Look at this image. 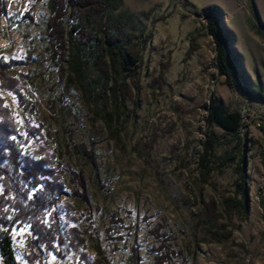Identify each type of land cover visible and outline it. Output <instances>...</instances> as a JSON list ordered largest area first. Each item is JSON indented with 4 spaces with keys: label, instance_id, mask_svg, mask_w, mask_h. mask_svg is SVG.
Listing matches in <instances>:
<instances>
[{
    "label": "rangeland",
    "instance_id": "374dc122",
    "mask_svg": "<svg viewBox=\"0 0 264 264\" xmlns=\"http://www.w3.org/2000/svg\"><path fill=\"white\" fill-rule=\"evenodd\" d=\"M211 6L220 10L219 27L230 33V78L216 67L217 46L205 11ZM0 11V58L24 62L9 75L35 104L32 125L41 129V136L24 144V154L53 160L52 169L61 164L66 194L47 220L54 213L64 230L78 226L86 233L84 251L98 259L100 250L110 264H130L133 248L139 264H264V0H123L114 15H124L129 29L149 41L125 117L134 99L140 107L120 135L118 125L105 118L92 63L75 74L47 49L48 1L0 0ZM67 25L71 29V21ZM192 37L198 48L189 54ZM0 96L25 127L17 97ZM212 98L246 118L241 146L231 133L208 125ZM212 133L216 170L205 182L199 153ZM73 142L87 145L92 159L74 151ZM242 155L246 201L236 169ZM72 172L85 177L86 203L74 195ZM212 201L218 202L217 224L205 214L204 205ZM12 234L19 264H83L67 245H57L62 257L45 247L29 248L26 226Z\"/></svg>",
    "mask_w": 264,
    "mask_h": 264
},
{
    "label": "trees",
    "instance_id": "16d2710c",
    "mask_svg": "<svg viewBox=\"0 0 264 264\" xmlns=\"http://www.w3.org/2000/svg\"><path fill=\"white\" fill-rule=\"evenodd\" d=\"M47 1L50 11L46 24L47 49L53 59L59 60L75 74L85 73L92 63L98 77L96 82L102 86L99 97L104 100V108L107 111L105 118L110 124L118 125L115 135H120L128 120L140 107L134 99L135 108L125 117L126 102L135 97V91L139 88L143 52L149 41L148 37L144 38L143 32H132L124 15H114L122 7L123 0ZM205 11L208 16V33L215 38L217 46V70L221 76L230 78L235 71L234 55L227 46L230 33L219 27L217 19L220 10L217 7H207ZM69 21L71 29L67 25ZM195 42V37H192L189 54L197 50ZM23 64V61H5L0 58V93L10 92L16 96L25 113V127H22L0 96V186H3V191L0 192V253L4 263L19 264L12 233L15 227L26 226L32 234L28 242L32 250L45 247L62 257L57 251V245H67L70 251L80 255L83 264H110L100 250L98 259H92L89 253L84 251L86 233L78 226L64 230L60 217L54 213L53 217L47 220V215L54 212L56 204L66 191L61 184L60 163L56 162L57 168L52 169L50 166L54 164L53 160H34L24 154V144L41 136V129L32 125V117L37 113L35 104L23 94L19 81L9 75L13 67ZM62 72L64 75V67ZM163 75L164 71L161 72V79ZM127 79L132 80L130 84ZM72 81L70 78L69 82ZM209 102L208 125L231 133V140L238 141L241 146L242 132L247 127L244 115L238 111L231 113L214 98ZM213 136L214 133L203 142L202 151L199 153L200 168L207 175L203 180L205 182L208 175L216 170L214 164L217 160V143ZM67 146L72 149L70 144ZM73 149L92 159V152L88 150L87 145L74 143ZM237 155L238 152L232 153L230 159L235 161L239 157ZM245 168L246 160L242 155L236 169L244 201L248 192ZM70 183L75 188L74 195L82 202H88L84 175L72 172ZM204 206L208 221L217 224L220 216L216 208L218 202L212 201ZM244 207L246 208L245 204ZM113 222L116 225L120 223L117 219ZM137 257V249L133 248L130 264H139ZM164 258L159 259L162 262Z\"/></svg>",
    "mask_w": 264,
    "mask_h": 264
},
{
    "label": "built area",
    "instance_id": "2783aa9c",
    "mask_svg": "<svg viewBox=\"0 0 264 264\" xmlns=\"http://www.w3.org/2000/svg\"><path fill=\"white\" fill-rule=\"evenodd\" d=\"M179 1H183V0H179Z\"/></svg>",
    "mask_w": 264,
    "mask_h": 264
}]
</instances>
